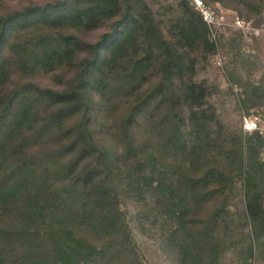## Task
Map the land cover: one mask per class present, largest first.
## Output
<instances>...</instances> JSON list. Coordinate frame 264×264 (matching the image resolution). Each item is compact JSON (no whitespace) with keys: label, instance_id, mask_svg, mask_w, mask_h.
Returning <instances> with one entry per match:
<instances>
[{"label":"trees","instance_id":"obj_1","mask_svg":"<svg viewBox=\"0 0 264 264\" xmlns=\"http://www.w3.org/2000/svg\"><path fill=\"white\" fill-rule=\"evenodd\" d=\"M180 8L167 26L148 0H58L0 14V264H116L122 252L119 264H139L119 206L122 176H162L169 157L180 159L174 217L198 224L183 228V264L218 253L236 176L253 236H264L261 135L211 129L209 86L194 79L188 51L215 43L190 1ZM114 16L96 41L72 31ZM62 69L73 71L65 84L36 80ZM209 198L217 202L204 216Z\"/></svg>","mask_w":264,"mask_h":264},{"label":"rangeland","instance_id":"obj_2","mask_svg":"<svg viewBox=\"0 0 264 264\" xmlns=\"http://www.w3.org/2000/svg\"><path fill=\"white\" fill-rule=\"evenodd\" d=\"M57 1L0 0V14L20 10L28 5H50ZM180 1L148 0L165 26L169 24L171 17L180 13ZM209 1L226 9L231 17L239 15L245 19L250 18L254 20V24L260 21L259 5L263 0ZM117 16L94 29L72 31L81 39L96 41L111 30ZM251 33L246 28L229 25L222 31L218 42H214L215 48L204 43L192 46L189 48L188 57L194 63V79L209 86V113L214 112L217 118L211 129L225 136H228V133L238 136L243 132L254 138H257L255 133L258 131L261 139H256L259 144L257 148L260 149L259 157L264 161V57L255 51ZM219 50L222 52L223 66L215 62ZM80 56L78 52L75 58ZM76 59L73 64L78 62ZM65 71L66 69L38 72L35 77L43 85L56 87L65 84L73 72ZM190 73L191 70H186L185 74L188 76ZM14 78L17 80L20 76ZM146 132V126H143L140 136L146 135ZM179 164V158L169 157L159 162L160 169L165 170L162 176H157L155 172V176H147V179L122 176L123 187L119 194V206L130 226L135 250L140 259L139 264H183L182 260L189 261V257L184 255V244L190 240L183 228L190 229L198 224L190 220L181 226L173 214L174 204L178 203L180 176H174L172 172L177 170ZM148 171L153 172V169L149 168ZM160 181L163 182V188L158 187ZM232 187L233 190L226 191L228 196L225 200L227 207L233 212L232 222L221 225L218 253L209 257L206 264H264V236L261 239L253 236L251 223L245 214L243 179L236 176ZM223 196L225 195H219L221 198ZM216 202L213 198L207 199L200 214L207 215ZM198 213L189 212L187 215L200 216ZM250 243L254 248L252 255ZM126 255L122 252L119 260ZM117 259L115 263L119 264Z\"/></svg>","mask_w":264,"mask_h":264},{"label":"built area","instance_id":"obj_3","mask_svg":"<svg viewBox=\"0 0 264 264\" xmlns=\"http://www.w3.org/2000/svg\"><path fill=\"white\" fill-rule=\"evenodd\" d=\"M192 6L201 14L203 20L208 26L209 38L213 42H218L222 31L229 25H236L246 28L255 33H259L261 27L255 26L252 20L245 19L239 15H232L226 10L206 0H189ZM215 62L219 66L224 65L221 50L216 54Z\"/></svg>","mask_w":264,"mask_h":264},{"label":"crops","instance_id":"obj_4","mask_svg":"<svg viewBox=\"0 0 264 264\" xmlns=\"http://www.w3.org/2000/svg\"><path fill=\"white\" fill-rule=\"evenodd\" d=\"M254 21V20H253ZM254 23V22H253ZM255 26L264 28V10L260 15V21L258 24H254ZM252 33V39L254 42V49L257 51V53L264 57V29H262L259 33H255L251 31Z\"/></svg>","mask_w":264,"mask_h":264}]
</instances>
